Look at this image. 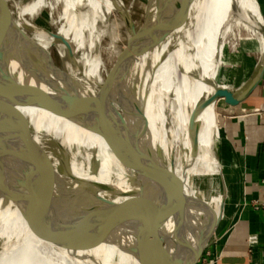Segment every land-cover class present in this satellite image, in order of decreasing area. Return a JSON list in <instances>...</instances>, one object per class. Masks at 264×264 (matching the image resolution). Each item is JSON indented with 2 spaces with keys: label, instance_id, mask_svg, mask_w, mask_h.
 <instances>
[{
  "label": "bare ground",
  "instance_id": "obj_1",
  "mask_svg": "<svg viewBox=\"0 0 264 264\" xmlns=\"http://www.w3.org/2000/svg\"><path fill=\"white\" fill-rule=\"evenodd\" d=\"M7 1L15 6L12 10L20 27L44 49L50 51L56 46L69 58L64 43L52 33L70 43L73 61L69 59L67 65L71 72L62 71L72 89L92 95V114L97 115L105 104L113 129L112 144L110 147L104 136L91 131L71 113L51 89L44 65L36 54L32 64L20 39L0 42V122L20 141L27 137V130L12 109L31 123L46 149V157L51 159L48 168L58 190L85 220L91 205L76 177L124 191L127 179L119 163L139 146L149 150L184 182L177 192L160 198L156 214L169 215L187 203L174 222L168 224L157 249L173 252L167 258L168 264L194 261L204 243L220 240V220L230 221L228 208L234 202L237 205L235 194L239 198L242 194V179L237 190L232 185L238 175L234 150L223 129L217 126V102L209 103V99L219 85L227 86L230 76L225 66L230 63L227 49L231 38L239 43L238 51L251 52L248 55L253 56L261 41L259 56L264 53L260 1L196 0L201 8L197 17L210 19L200 26L208 30L211 27L213 35L208 36L216 48L206 52L212 44L202 34L208 42V46L204 45L193 10L189 21L174 29L166 0H146L144 26L142 30L136 28L137 34L127 41L118 68L130 74L124 91L114 86L117 84L112 79L105 81L102 74L104 60L98 26L112 13L124 9L121 0ZM1 7L0 2V24L5 33H12L8 15ZM42 7L59 11L63 24L56 32L33 26L26 19V14ZM253 13L260 23V40L253 32ZM228 22L232 27L225 34L226 40H219L220 31ZM235 42L232 51L236 49ZM122 77L125 80L124 74ZM15 78L19 96L14 94ZM62 162L72 174L65 171ZM18 207L0 194V264H139L135 254L117 243L67 251L46 247L36 237L25 241L14 237L4 223ZM146 220L140 229L145 228ZM150 259L148 255L146 262Z\"/></svg>",
  "mask_w": 264,
  "mask_h": 264
},
{
  "label": "water",
  "instance_id": "obj_2",
  "mask_svg": "<svg viewBox=\"0 0 264 264\" xmlns=\"http://www.w3.org/2000/svg\"><path fill=\"white\" fill-rule=\"evenodd\" d=\"M0 2L12 28V33H5L0 24V42L12 43L18 39L25 42L44 65L51 89L77 119L91 131L104 136L111 147L113 129L105 104L99 114H92L90 107L92 95L81 94L78 89H72L51 52L44 49L20 27L7 0ZM195 2L196 0H166L174 29L182 27L189 21ZM120 13L130 29L129 42L137 34L136 27L124 10ZM52 35L64 43L69 58L73 61L70 43L56 33ZM238 49L240 48L237 47L233 51L234 56ZM125 50L126 47L117 56L105 76V81L114 77L122 63ZM263 73L264 53L259 56L254 76L245 91L237 92L235 84L238 80L234 83L226 81L227 86L219 85L210 97L209 103L215 101L218 103L223 99L228 105H238L256 86ZM13 89L14 94L19 96L17 78ZM12 113L26 128L27 137L21 141L16 139L0 122V194L19 206L27 226L40 243L49 248L67 251H78L107 242L117 243L135 254L139 264H160L163 261L168 264L167 258L171 257L173 252L163 253L157 248L165 236L168 224L174 222L187 203H182L169 215L156 213L160 206L158 203L160 198L182 188L184 186L182 179L153 153L139 146L119 163L127 179L124 191L112 185L86 182L76 177L85 189L91 205L88 219L85 220L58 190L56 181L51 176V169L48 168L51 159L46 157V149L35 135L31 123L17 109H12ZM62 164L65 171L72 174L68 166L64 162ZM145 218L147 224L144 229H140ZM173 243L175 244V241ZM211 243L212 241L201 246L194 261L188 263L180 260L178 264H198ZM148 255L151 259L147 263Z\"/></svg>",
  "mask_w": 264,
  "mask_h": 264
},
{
  "label": "crops",
  "instance_id": "obj_3",
  "mask_svg": "<svg viewBox=\"0 0 264 264\" xmlns=\"http://www.w3.org/2000/svg\"><path fill=\"white\" fill-rule=\"evenodd\" d=\"M257 62L251 73L249 65L238 60L240 78L230 74L226 81L238 80L237 92L242 93ZM218 104L219 122L231 140L238 167L232 185L237 190L242 179L243 188L240 198L235 194L236 207L234 202L228 208L230 221L218 227L220 240L212 242L206 264H264V73L241 103L232 106L221 99Z\"/></svg>",
  "mask_w": 264,
  "mask_h": 264
},
{
  "label": "rangeland",
  "instance_id": "obj_4",
  "mask_svg": "<svg viewBox=\"0 0 264 264\" xmlns=\"http://www.w3.org/2000/svg\"><path fill=\"white\" fill-rule=\"evenodd\" d=\"M20 2H26L28 0H19ZM123 4V10L128 14L132 22L134 23L135 27L137 29H141L144 26V23L146 21V9H147V1L146 0H121ZM261 3L262 7V19L264 20V7L262 6V3L264 0H259ZM10 7L12 9L15 8L13 3H10ZM195 9V10H194ZM196 21L198 23V27L200 30L201 35H205L211 42L212 48L211 50L206 48V52H213L215 48V44L213 43V40L209 38V34L212 36L213 34L211 33L212 29L211 27L208 29L200 26L201 23L205 21H210L209 18H206L204 15L200 17H197V14L201 8L199 7L198 1L194 4V7L192 8ZM129 11V12H128ZM118 13V14H117ZM59 11L56 10H51L49 7H42L38 11H35L34 13H28L25 15L26 19L33 25V26H38L40 28H44L46 30H49L51 32H56L57 29L63 24V19L60 18ZM254 19L252 20V28L253 32L255 33V37L259 38L260 40V23L259 20L256 18V16L253 13ZM36 18V19H35ZM36 20V21H35ZM41 21V22H40ZM231 22H228L226 24V27L220 31L221 33L219 34V40L225 37V34L227 30H229L230 27H232ZM256 25V26H255ZM46 26V27H45ZM99 28L101 29V38H100V44L102 47V59L104 60V66L102 68V74L106 76L107 72L110 70V68L113 66L117 56L121 53V51L125 48L126 43L128 41L129 35H130V29L126 25L120 11L112 13L107 19L104 21H100L98 24ZM49 27V28H48ZM109 28V29H108ZM252 32V33H253ZM202 35V39L204 42V45L208 46V42L206 41L205 37ZM185 37L189 38L188 32L185 31ZM254 38V37H253ZM231 43L229 48L227 49V58L228 61L230 62L227 64L225 67L227 68L226 70L228 71V74H237L240 69L237 67V62L238 60H242L243 64H248L249 65V70L250 72L252 71L254 65L256 64V61H258L260 52H261V41L259 42V49L256 52L257 54L253 55H248L245 54L246 52H241L238 51V53L234 56L233 55V44L236 40H233L231 38ZM224 40H226L224 38ZM228 42V41H226ZM24 46L26 49V52L28 54V57L30 58V61L32 64H35V53L27 47V45ZM236 43V42H235ZM190 44V41H189ZM236 48L239 47V43H236ZM50 52L54 58L55 63L57 66L65 71L67 74H69L71 71L70 67L67 65V62L69 61L70 58H68L67 54L65 55L62 54V52L57 48L56 46H52L50 48ZM115 53V54H114ZM256 60V61H255ZM110 65V66H109ZM123 74L125 77V80H123ZM240 74H237V77L240 78ZM113 82L116 83L117 85L114 84L117 88H119L120 91H124L130 80V74L129 72H126L125 70H116V73L114 74V77L112 78ZM118 82H117V81ZM120 84V85H119ZM219 103V102H218ZM217 103L216 105V110H215V118L217 122V126L221 127L224 131L225 134V129L219 122V104ZM226 135V134H225ZM227 136V135H226ZM227 138L230 141L231 147L233 148V145L231 143L230 138L227 136ZM234 150V148H233ZM147 151V149H145ZM235 154V153H234ZM232 155V154H231ZM234 204L232 207L235 208ZM18 209V210H17ZM12 212V213H11ZM7 219H5V229L8 233H11L14 237L23 239L24 241L27 239L32 240L35 236L33 233L30 231L29 227L27 226L25 219L22 215V212L20 208H16L12 210ZM224 223V221L220 220L219 223V228L221 225ZM213 242V241H212ZM213 246V243H211L205 250L204 255L198 262V264H206L207 261V256L209 255V252L211 251Z\"/></svg>",
  "mask_w": 264,
  "mask_h": 264
}]
</instances>
